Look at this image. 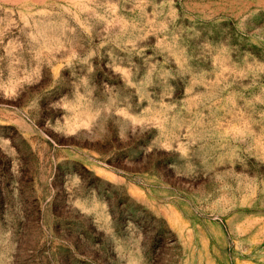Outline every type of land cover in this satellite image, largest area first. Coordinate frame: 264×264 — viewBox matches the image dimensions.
Segmentation results:
<instances>
[{"label":"rangeland","instance_id":"rangeland-1","mask_svg":"<svg viewBox=\"0 0 264 264\" xmlns=\"http://www.w3.org/2000/svg\"><path fill=\"white\" fill-rule=\"evenodd\" d=\"M0 264H264V0H0Z\"/></svg>","mask_w":264,"mask_h":264}]
</instances>
